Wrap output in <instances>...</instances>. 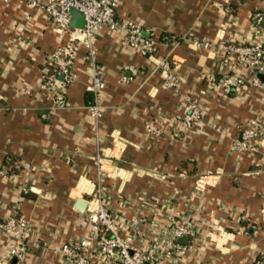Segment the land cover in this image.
<instances>
[{
  "label": "crops",
  "instance_id": "1",
  "mask_svg": "<svg viewBox=\"0 0 264 264\" xmlns=\"http://www.w3.org/2000/svg\"><path fill=\"white\" fill-rule=\"evenodd\" d=\"M115 16L152 36L155 56L125 45L122 29H96L89 46L76 47L65 107L51 112L38 82L48 52L68 35L26 0H0V220L20 213L27 221L20 264H52L54 247L87 232L86 205L78 210L75 201L97 186L120 232L131 230V218L148 238L175 222L193 227L190 249L160 264H254L264 254V91L246 83L224 94L222 75L250 70L214 45L261 41L264 0H117ZM94 67L105 81L97 118L87 110ZM167 74L175 85L162 88ZM186 98L206 125L175 133ZM251 119L262 135L255 150L237 151L233 141ZM95 156L118 175L97 185ZM12 239L0 232V264H14L3 262Z\"/></svg>",
  "mask_w": 264,
  "mask_h": 264
},
{
  "label": "built area",
  "instance_id": "2",
  "mask_svg": "<svg viewBox=\"0 0 264 264\" xmlns=\"http://www.w3.org/2000/svg\"><path fill=\"white\" fill-rule=\"evenodd\" d=\"M117 0H26L32 8H39L46 19L54 24L60 31L68 35L65 44L56 46L47 54V61L43 66L38 82L43 100L48 111H56L66 105L63 88L74 77L71 72L73 55L79 43L89 46V38L100 27L108 30H124L122 42L135 50L138 54L151 58L155 56L157 45L152 36L143 35L139 24L127 21L124 24L116 18L115 7ZM75 10L82 17L80 27H70L71 11ZM260 13L254 12L250 19L253 24L260 21ZM193 44L199 48L210 47L207 40H197ZM215 48L226 58L245 65L250 70V75L227 73L220 77L219 87L225 94L237 92L246 84L262 88L264 81L259 75L264 76V38L251 43H225L218 42ZM91 55L92 52L89 51ZM163 69L169 68V63L162 60ZM90 99L87 103L88 114L92 118L99 116V100L105 87V81L100 71L94 67L90 75ZM175 85V80L166 75L162 88ZM42 118L44 114L40 115ZM173 130L176 133L188 131L192 126H205L199 106L186 98L185 104L173 115ZM145 131L152 135H159L160 131L151 123H145ZM262 135V128L258 122L251 119L240 130L239 137L233 141V148L237 151L255 150V141ZM97 165L98 185L107 176H117L118 169L114 167L110 172L102 167L104 161L100 156L94 157ZM5 171L1 168L0 175ZM98 186L91 192L90 198L85 200V210L89 217V227L84 234L68 240L54 247L52 251L58 255V260L52 264H160L175 256L182 255L190 249V241L194 237L193 227L186 221L175 222L168 229L158 232V235L147 237L146 232H138L134 226L135 218H131L130 229L120 232L109 212L104 207L99 197ZM27 221L23 214L16 213L0 220V232L11 235L12 242L7 249L3 262L14 260L20 264L25 258V240ZM185 238V242H180ZM189 239V240H188ZM254 264H264V254L253 260Z\"/></svg>",
  "mask_w": 264,
  "mask_h": 264
},
{
  "label": "water",
  "instance_id": "3",
  "mask_svg": "<svg viewBox=\"0 0 264 264\" xmlns=\"http://www.w3.org/2000/svg\"><path fill=\"white\" fill-rule=\"evenodd\" d=\"M82 24V17L80 15L79 12L72 10L71 11V18H70V22L69 25L70 27H80ZM260 79L264 81V76L263 75H259ZM85 206V202L82 199H78L75 201V208H77L78 210H82Z\"/></svg>",
  "mask_w": 264,
  "mask_h": 264
}]
</instances>
